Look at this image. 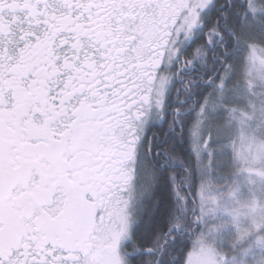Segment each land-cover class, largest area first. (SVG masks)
<instances>
[{
    "label": "snow or ice",
    "instance_id": "1",
    "mask_svg": "<svg viewBox=\"0 0 264 264\" xmlns=\"http://www.w3.org/2000/svg\"><path fill=\"white\" fill-rule=\"evenodd\" d=\"M179 7L0 0V264H177L179 229H157L185 171L168 100L213 46ZM256 248L232 264H264Z\"/></svg>",
    "mask_w": 264,
    "mask_h": 264
},
{
    "label": "rangeland",
    "instance_id": "2",
    "mask_svg": "<svg viewBox=\"0 0 264 264\" xmlns=\"http://www.w3.org/2000/svg\"><path fill=\"white\" fill-rule=\"evenodd\" d=\"M207 1L213 2L197 0L196 6L203 8ZM256 5V0H251L252 12ZM246 52L245 77L253 83L247 82L241 94L246 93L253 104L247 111L249 114L239 113V122L241 129L254 133L247 139L242 131L237 142L240 135L234 133L236 113L231 109L224 112L221 130L213 128L218 135L216 164L225 161L230 172L233 166L237 169L234 175L214 169L211 177L202 179L198 190L201 227L187 252L185 264H232L236 255L242 256L250 248L256 250L257 258L260 255L256 245L264 239V128H261L264 112L260 111L264 105V49L251 48ZM209 112L214 113L213 119L222 116L218 106L215 109L211 106ZM210 129L211 126L203 124L200 134ZM234 149L236 153H232Z\"/></svg>",
    "mask_w": 264,
    "mask_h": 264
},
{
    "label": "trees",
    "instance_id": "3",
    "mask_svg": "<svg viewBox=\"0 0 264 264\" xmlns=\"http://www.w3.org/2000/svg\"><path fill=\"white\" fill-rule=\"evenodd\" d=\"M256 3V10L252 12L250 8L251 3H249V0H214L210 10L204 13V17L209 15L208 17L211 22H216L217 19L221 21V25L218 30L219 33L224 34L229 32L232 35L233 33L237 35H233L234 38L232 35L227 37V44L229 48L228 51L230 53L227 59V66L229 70L226 74L227 79L225 84L219 93L216 92L213 101L214 109L215 106H218V108L222 110V116L217 119H213L214 113L209 116L211 120V149L209 150L208 154L209 158L212 159L213 170L205 173V171L203 172L201 170L199 164L197 174L193 175V178L188 179V184H190L192 187L196 186L197 191L199 190L202 179L205 177H211L212 174L215 173L214 169L217 170L216 172L229 173L231 175H234V171L237 169L233 166L231 168L232 171L230 172L229 164H226L225 161H222L220 165L216 164L218 155L215 156L214 154L219 149L216 146V139L218 135H216V132H213V128L217 127L219 130H221L223 126L224 112L228 109H231L232 112L235 111L236 113V125L235 127L233 126V129L237 136L240 135L238 138L236 136L237 142H239L241 139L242 131L247 139L250 138V135L254 133L253 131L249 132V130L246 132L244 129L240 128V126H242V122H239V113H248L247 111L250 109V105L253 104V100H251L250 97L246 95V93L245 96L241 94L244 87H246L247 82L248 85H252L253 83L251 79L250 82L249 80H246L249 79L248 76L245 77L244 66L245 54L247 53L246 50L248 51L251 48H257L258 50L264 49V4L259 3V0H256ZM240 4L244 5L243 9L239 7ZM261 8L263 9L260 10ZM225 16L228 17L229 21L227 25H225L223 22V18ZM215 35L216 39H218V34L216 32ZM224 77L225 74H223L222 78ZM217 82L218 80L216 79V83ZM260 111L261 113L264 112V105L261 106ZM261 128H264V125H262ZM181 151L183 161H188V163L192 166L191 158L185 156L187 152L184 145ZM232 153H236V149H234ZM232 153H230V155ZM193 169L194 167L192 166V170ZM183 176L185 177L186 174L183 173ZM194 177H197V182ZM185 192L186 190H182V200H175V197H180L178 191L175 192L173 197L175 201V210L172 211L170 215L162 219L157 225V229L166 228L169 225L179 229V231L173 234L176 237L175 244L171 243L172 237H168L169 244L166 257V259L169 260H177V264H179V260L181 258L185 264L186 254L190 250L191 243L198 235L201 227L199 221V199L194 198V202L190 203L188 201L189 198L186 195L187 192ZM161 243H163V237H161Z\"/></svg>",
    "mask_w": 264,
    "mask_h": 264
},
{
    "label": "flooded vegetation",
    "instance_id": "4",
    "mask_svg": "<svg viewBox=\"0 0 264 264\" xmlns=\"http://www.w3.org/2000/svg\"><path fill=\"white\" fill-rule=\"evenodd\" d=\"M196 1L197 0H175L177 4L181 5L175 12L176 19L180 21V24L176 25V29L184 30L181 26L185 25L186 22H192L191 19H193L195 23L193 24V29L189 33V36L193 34L199 35L200 26L203 25L205 39L207 40V37L211 36L213 46H211V50L207 53L206 68L198 69L197 73L192 74V76L196 77L195 79H193L192 76L186 77L184 83L179 86V93H173L168 100V103L172 107L180 109L179 119L184 125L183 136L179 135V128H177L176 135V161L178 164H183L185 171L181 173V179L177 181L176 191H178L180 197H175V200H182V190H186L187 193H185L190 203L194 202V198L199 199V196L196 186L192 187L188 184V179L193 178V175L197 174L199 164L201 170L203 172L205 171V173L213 170L212 159L208 156V152L211 149L209 143V141L211 142V133L206 131L200 134V128L203 124L210 126L209 123L211 120L209 116L212 114L209 111L211 106H214L213 101L215 94L216 92H220L226 82V74L229 70L227 59L230 54L228 51L227 37L232 35L229 32L224 34L219 33V35H217L218 39H216L215 31L209 32V29L215 28L216 22H211L208 17L209 15L204 17L201 9L204 10L205 7L199 9V7L196 6ZM215 45H219V47H215ZM225 45H227V47H225ZM200 59L203 60V56H201ZM205 71L209 72L215 79L210 82L206 80L203 77V72ZM217 73H219V75H217ZM223 74H225L224 78H222ZM164 79H169L167 74L164 75ZM216 79L218 80L217 83ZM169 113L171 114V108H169ZM201 139L203 143H199ZM183 145L186 147L187 152L185 156L190 157L192 160L193 170L188 161H183V157L181 156ZM183 173L186 174L185 177ZM194 179L197 182V177H194Z\"/></svg>",
    "mask_w": 264,
    "mask_h": 264
}]
</instances>
